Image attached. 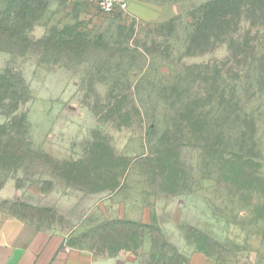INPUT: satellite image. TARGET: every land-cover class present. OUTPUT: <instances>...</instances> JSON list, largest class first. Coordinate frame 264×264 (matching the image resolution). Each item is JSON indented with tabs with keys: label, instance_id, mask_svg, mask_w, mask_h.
<instances>
[{
	"label": "rangeland",
	"instance_id": "obj_1",
	"mask_svg": "<svg viewBox=\"0 0 264 264\" xmlns=\"http://www.w3.org/2000/svg\"><path fill=\"white\" fill-rule=\"evenodd\" d=\"M157 1L161 15L144 20L97 0H32L28 50L0 44V73L20 77L28 142L23 158L0 161V176L19 183L15 197L37 224L96 251L110 245L97 227L124 209L155 226L151 245L131 250L137 264H264V11L233 42L193 55L187 22L207 0ZM50 39L76 46L55 50ZM214 62L220 79L203 82ZM178 80L204 96L196 127L206 130L183 120V103L161 101ZM9 126L24 134L19 119ZM162 149L180 169L182 194L169 199L146 182L148 155ZM230 153L242 160L233 174L220 159ZM113 171L121 187L106 190Z\"/></svg>",
	"mask_w": 264,
	"mask_h": 264
},
{
	"label": "trees",
	"instance_id": "obj_2",
	"mask_svg": "<svg viewBox=\"0 0 264 264\" xmlns=\"http://www.w3.org/2000/svg\"><path fill=\"white\" fill-rule=\"evenodd\" d=\"M164 6L166 3L157 0H144ZM32 0H0V44L10 45L16 44L19 47L28 50L30 41L27 37V30L32 25V19L30 18L36 14H33ZM129 5V0H128ZM129 9V8H128ZM264 11V0H207L199 7L191 9V21L187 22L190 31L187 36L189 42V51L193 55H202L207 53H214L223 46L227 40L233 42L235 35L240 30V26L243 23H250L256 25L259 23V12ZM127 11H116L114 14L122 16ZM16 13L17 22L13 21V16ZM33 14V15H32ZM177 18H180L179 15ZM177 18L171 19L170 25L174 27ZM49 46L54 47L55 50L62 47L72 48L76 46L70 39H50ZM89 40H82L78 45L89 43ZM0 50H7L0 45ZM26 54V53H24ZM207 73L203 77V82H209L212 80L220 79L222 69L219 62L213 64H207L205 67ZM12 71L0 73V113L8 118V120L0 124V161L8 160L9 158H23L25 156L24 148L27 147L28 142L26 140L27 130V110L21 108L26 102V98L20 92L19 76ZM182 83V80H178L177 85H173L169 88L168 93L161 95V101H164L167 105V99H171L174 102H180L184 104L185 110L181 111V116L190 126L192 130L201 129L206 130L208 126L202 124L201 129H197L196 121L202 116L200 110L195 106L198 102H205L204 96L200 91L191 89H183L178 84ZM8 107H11L7 110ZM19 110H21L19 112ZM12 117V120L9 119ZM14 118V119H13ZM19 119L21 127H24V134L22 131H13L9 124L11 121ZM255 126V125H254ZM23 135V136H22ZM23 137V138H22ZM166 150V149H165ZM164 149L157 152V157L154 159L153 154L148 155L147 166L151 167L152 180L146 181L149 191L154 190V187L162 192L166 199H169L172 195L178 196L182 194L181 180L179 177V167L175 162L167 157V153ZM230 158L223 156L221 162L227 165H231L229 173L233 174L234 167L240 160L233 153H230ZM154 162V163H152ZM152 163V164H151ZM155 164V165H153ZM1 167V163H0ZM6 171H2L4 176H8V173L12 170L11 167L2 165ZM147 168V167H146ZM1 169V168H0ZM112 171V170H111ZM149 171V170H148ZM146 171V172H148ZM113 182L105 185L103 188L106 190L116 191L121 187L122 179L117 176L115 171ZM242 172H240L241 174ZM146 175V174H145ZM3 181L8 178H1ZM18 187L19 183L17 184ZM156 190V189H155ZM156 190V191H157ZM150 205L148 204V207ZM247 208H252L254 211H258L257 206L253 203L247 205ZM28 207L21 205V210L26 211ZM251 210V209H250ZM151 210H148V212ZM27 212V211H26ZM259 220L264 221V215ZM154 225L150 222H144L143 220H134L128 218L125 214V210L121 209L116 215H109L106 217L96 229V233L102 242H109L110 245H106L103 249H99L100 252H108L115 254L119 249H138L142 247L144 238L147 232L152 233L155 231ZM137 237V242L133 243V240ZM153 242V239H152ZM132 243V244H131ZM117 245V249L114 246Z\"/></svg>",
	"mask_w": 264,
	"mask_h": 264
},
{
	"label": "crops",
	"instance_id": "obj_3",
	"mask_svg": "<svg viewBox=\"0 0 264 264\" xmlns=\"http://www.w3.org/2000/svg\"><path fill=\"white\" fill-rule=\"evenodd\" d=\"M163 6L144 0H129L128 10L137 18L153 20ZM14 181L0 179V264H137L131 250L119 249L115 254L82 246L72 239L74 234L42 227L21 210ZM147 209L143 208L144 214ZM146 220L145 217H129ZM143 216V215H142ZM108 217V216H107ZM147 232L144 245L150 246Z\"/></svg>",
	"mask_w": 264,
	"mask_h": 264
},
{
	"label": "built area",
	"instance_id": "obj_4",
	"mask_svg": "<svg viewBox=\"0 0 264 264\" xmlns=\"http://www.w3.org/2000/svg\"><path fill=\"white\" fill-rule=\"evenodd\" d=\"M99 8L106 13L128 10V0H97Z\"/></svg>",
	"mask_w": 264,
	"mask_h": 264
},
{
	"label": "water",
	"instance_id": "obj_5",
	"mask_svg": "<svg viewBox=\"0 0 264 264\" xmlns=\"http://www.w3.org/2000/svg\"><path fill=\"white\" fill-rule=\"evenodd\" d=\"M120 1H123V0H120Z\"/></svg>",
	"mask_w": 264,
	"mask_h": 264
}]
</instances>
